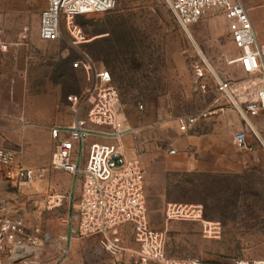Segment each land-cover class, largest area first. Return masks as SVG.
<instances>
[{"label": "rangeland", "instance_id": "obj_1", "mask_svg": "<svg viewBox=\"0 0 264 264\" xmlns=\"http://www.w3.org/2000/svg\"><path fill=\"white\" fill-rule=\"evenodd\" d=\"M249 12L254 11L249 8ZM222 19L221 13L213 11L187 32L168 0H118L109 12L76 18L75 23L86 39L84 43L75 45L66 31L60 40L47 46L51 57H26L27 68L35 74L53 71L48 80L61 89V102L71 112L69 124L78 115L87 116L91 108L89 97L98 84L95 72L89 77L84 70L74 68L73 62L89 57L94 71L108 69L119 93L121 119L130 130L126 135L144 140V150L155 159H169L161 164L168 168L166 189L161 193L172 204H202L206 217L217 220L215 223L221 228L217 238L208 237L203 225L201 229L186 227L184 232L160 230L165 233L168 255L199 259L203 264H255L264 261V154L256 157L254 152L237 149L231 142V131L226 139L221 136V132L227 135L221 130V123L211 119L215 106L222 101H218L215 76L224 80L246 76L237 64H229L239 52L226 31L228 23ZM204 61L214 74L206 70L203 76L198 75L196 68L204 66ZM32 80L44 81L36 77ZM71 95L83 97L82 103L70 101ZM201 114L204 115L199 126L189 131L180 129L181 119ZM21 121L24 125L29 123L26 119ZM214 129L218 132L216 144L205 142L207 137L202 134ZM190 136L199 137L201 151L219 152L204 155L201 160L221 163L227 155L228 172H190L180 166L182 162L189 166L202 156L192 152L197 146L192 147ZM11 148L19 156L20 145ZM171 150L177 154L171 155ZM137 159L141 160L140 153ZM34 170L35 180L23 183L0 167V220H21L27 239L34 235L40 239L37 245L28 243L32 254L20 260L14 259L13 249L0 250V264H28L35 260L40 264H62L66 260L74 264H101L106 257L111 259L112 255L93 238L69 244L62 241L59 246L67 231L65 218L76 182L71 173L54 169L52 162ZM125 233V245L136 250L133 231L127 229ZM46 236L52 240H46ZM207 239L212 240L211 244L205 243ZM61 246L70 247L68 256ZM99 249L104 252L99 253ZM121 262L159 264L129 256H123Z\"/></svg>", "mask_w": 264, "mask_h": 264}, {"label": "built area", "instance_id": "obj_2", "mask_svg": "<svg viewBox=\"0 0 264 264\" xmlns=\"http://www.w3.org/2000/svg\"><path fill=\"white\" fill-rule=\"evenodd\" d=\"M118 0H47L42 12L40 37L45 41H57L67 31L75 45L86 41L82 29L75 23L77 17L102 14L113 10ZM181 27L189 32L213 11L222 14L228 23L231 43L238 56L229 61L237 64L246 75L243 79H221L217 77L216 92L222 100L242 117L264 112V44L259 42L249 8L244 0H168ZM74 68L84 70L89 77L95 72L97 87L89 97L91 108L86 117H75L67 126L51 129L56 140L52 157L54 169L64 170L74 176L75 192L71 195L69 213L65 223L67 231L61 236L66 243L77 239H96L113 256L126 252L138 254L144 262L159 264H203L199 259L175 258L166 252L165 233L151 226L148 213L145 169L138 159H129L122 141L129 128L120 114L119 93L113 85L111 72L96 69L91 58L73 62ZM197 73L213 72L204 61L197 66ZM214 74V72H213ZM69 100L81 104L83 97L71 95ZM79 113L78 110H76ZM201 115H191L180 120V129H192ZM252 129V128H251ZM254 132V130H253ZM92 137L97 140L90 142ZM234 141L239 149L253 151L245 134H237ZM175 154L176 150H171ZM18 151L0 148V167L6 168L10 176L23 183H31L36 171L18 165ZM166 219L198 221L205 234L217 238L221 233L218 223L205 219L201 205L170 204ZM21 220L8 217L0 220V250L13 249L14 259L20 260L32 254L28 247L37 245L40 239L34 235L27 239ZM125 229H131L138 244L136 250L125 245ZM39 230H37V233ZM50 236L46 240L50 241ZM52 240V239H51ZM65 256L70 247H60ZM27 263V262H25ZM28 264H40L31 261ZM255 264H264L258 261Z\"/></svg>", "mask_w": 264, "mask_h": 264}, {"label": "crops", "instance_id": "obj_3", "mask_svg": "<svg viewBox=\"0 0 264 264\" xmlns=\"http://www.w3.org/2000/svg\"><path fill=\"white\" fill-rule=\"evenodd\" d=\"M244 2L251 11H254L250 15L259 42L264 44V0H244ZM46 7L47 0H0V148H11L12 145L19 144L18 165L31 169H40L51 164L56 149V140L52 137L51 129L56 126H67L71 120L70 110L61 102V89L58 86L54 87L52 80H48L51 79L53 71H50V74H35L27 68L29 62L26 57H34L35 60L39 57H51V53H48L46 48L54 41L41 39L39 33L42 12ZM222 20L227 22L224 17ZM33 77L43 78L44 81H33ZM229 107L224 101L219 102L214 109L215 116L211 117V119L216 118L217 122L221 123V130L227 133L226 135L221 132V136L228 139V133L231 131L234 135L231 142L239 149L234 138L237 134H245L248 141L254 145V150L248 152H254L256 157H261L264 154V112L242 117ZM22 119H26L28 125L22 124ZM200 120L201 117L194 127L200 125ZM217 133L214 129L202 134V137H207L205 142L215 143L217 141L214 138ZM190 138L192 147L197 146L192 152L202 156L197 157L198 160L193 161L189 166L183 162L180 166L190 172H228L227 155L224 156L226 160L221 163L203 161L200 158L204 155H216V152L219 153L218 150L201 151L198 146L199 137L190 136ZM95 140L97 138L92 137L90 142ZM122 144L129 159H137L138 154L141 155V160H138L145 169L146 199L151 226L163 231L176 229L184 232L186 227L191 226H200L201 229L202 224L198 221L166 219L165 209L172 202L167 199L166 194H162L166 189L165 177L168 168H162L161 164L168 162V157L155 159L152 153L144 150V140L133 136L126 135ZM28 154L32 155V158H27ZM193 205L203 207L198 203ZM203 212L206 220L217 222L206 217L204 207ZM211 241L207 239L205 243L211 244ZM102 252L104 251L99 249V253ZM123 256L140 258L129 251L122 256L112 255L111 259L106 257L101 264H123L121 262ZM107 260L111 262L108 263ZM62 264H74V262L66 260Z\"/></svg>", "mask_w": 264, "mask_h": 264}, {"label": "trees", "instance_id": "obj_4", "mask_svg": "<svg viewBox=\"0 0 264 264\" xmlns=\"http://www.w3.org/2000/svg\"><path fill=\"white\" fill-rule=\"evenodd\" d=\"M105 40H108V39H105ZM94 46H95V42L94 43H92Z\"/></svg>", "mask_w": 264, "mask_h": 264}]
</instances>
